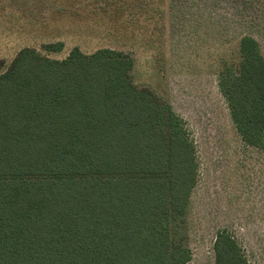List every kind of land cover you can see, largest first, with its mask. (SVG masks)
I'll return each mask as SVG.
<instances>
[{
	"label": "trees",
	"instance_id": "trees-1",
	"mask_svg": "<svg viewBox=\"0 0 264 264\" xmlns=\"http://www.w3.org/2000/svg\"><path fill=\"white\" fill-rule=\"evenodd\" d=\"M136 1L129 3L144 2ZM145 2L149 19L153 8L160 13ZM239 53L237 64L223 66L219 87L242 140L264 149V56L249 35ZM133 67L114 48L74 47L55 59L23 47L0 71V264L192 259L195 142L166 99L134 82ZM214 252L215 264H251L227 230L217 232Z\"/></svg>",
	"mask_w": 264,
	"mask_h": 264
},
{
	"label": "rangeland",
	"instance_id": "rangeland-1",
	"mask_svg": "<svg viewBox=\"0 0 264 264\" xmlns=\"http://www.w3.org/2000/svg\"><path fill=\"white\" fill-rule=\"evenodd\" d=\"M129 1L137 2L0 0V71L23 47L55 59L74 47L130 54L134 82L166 99L195 142L199 179L186 222V264H215L220 230L235 237L251 264H264V149L242 140L219 87L223 66L240 60L244 35L264 56V0H154L161 9L153 8L151 19L145 0L141 7ZM113 6L116 15L108 14ZM50 42L64 47L49 52Z\"/></svg>",
	"mask_w": 264,
	"mask_h": 264
}]
</instances>
